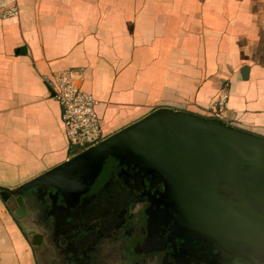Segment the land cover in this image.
<instances>
[{
    "label": "crops",
    "instance_id": "0c3cea01",
    "mask_svg": "<svg viewBox=\"0 0 264 264\" xmlns=\"http://www.w3.org/2000/svg\"><path fill=\"white\" fill-rule=\"evenodd\" d=\"M61 71L97 101L104 138L163 107L264 137V0H0V264H39L19 188L72 157Z\"/></svg>",
    "mask_w": 264,
    "mask_h": 264
},
{
    "label": "water",
    "instance_id": "95a60500",
    "mask_svg": "<svg viewBox=\"0 0 264 264\" xmlns=\"http://www.w3.org/2000/svg\"><path fill=\"white\" fill-rule=\"evenodd\" d=\"M25 188L50 198L56 235L115 227L134 191L156 190L166 228L208 242L219 234L237 245V264H264V137L216 118L158 108Z\"/></svg>",
    "mask_w": 264,
    "mask_h": 264
},
{
    "label": "flooded vegetation",
    "instance_id": "af4514ba",
    "mask_svg": "<svg viewBox=\"0 0 264 264\" xmlns=\"http://www.w3.org/2000/svg\"><path fill=\"white\" fill-rule=\"evenodd\" d=\"M151 190L125 191L133 197L117 226L107 229V222L100 221L103 227L95 226L94 231L60 236L56 245L63 254L55 259L64 264H237V245L225 243L219 234L208 242L166 228L163 205L154 202L159 194ZM45 221L43 230L48 231L53 220Z\"/></svg>",
    "mask_w": 264,
    "mask_h": 264
},
{
    "label": "built area",
    "instance_id": "2783aa9c",
    "mask_svg": "<svg viewBox=\"0 0 264 264\" xmlns=\"http://www.w3.org/2000/svg\"><path fill=\"white\" fill-rule=\"evenodd\" d=\"M16 6L2 12V16H16ZM54 98L61 107V120L64 134L74 156L104 139L95 110L97 101L94 97L82 91L76 84V79L70 72L61 71L55 74L50 83ZM218 102L219 107L222 101Z\"/></svg>",
    "mask_w": 264,
    "mask_h": 264
},
{
    "label": "rangeland",
    "instance_id": "374dc122",
    "mask_svg": "<svg viewBox=\"0 0 264 264\" xmlns=\"http://www.w3.org/2000/svg\"><path fill=\"white\" fill-rule=\"evenodd\" d=\"M40 194L41 192L39 191L37 192V195L31 196L32 197L31 198L32 199L31 200L32 210L30 211V214L34 216V221H35L34 223H36L37 221H40V224H38L35 227V230L37 231V236L41 238V243L37 245L38 248L36 251L37 257H40L38 260V263L39 264H64V262L58 261L55 259L56 257L60 259L59 257L60 254H63L61 249H59V247L56 245V241L58 240V238L63 235H59V234L56 235L55 226L53 225L51 226V224L48 225V228H47L48 231L43 230L46 225L45 220H49V219L51 220L52 218V216L49 213L51 212V209H50L51 206L48 207L49 212L46 211V207L47 205L51 204V201L48 195H40ZM38 197L40 199H38ZM26 229L28 231L32 230L29 227H27ZM29 232H33V231H29ZM69 252L73 253V251H69Z\"/></svg>",
    "mask_w": 264,
    "mask_h": 264
}]
</instances>
